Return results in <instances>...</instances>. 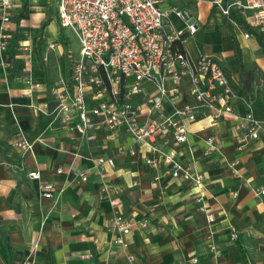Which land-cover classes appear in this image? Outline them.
Here are the masks:
<instances>
[{"label":"crops","instance_id":"0c3cea01","mask_svg":"<svg viewBox=\"0 0 264 264\" xmlns=\"http://www.w3.org/2000/svg\"><path fill=\"white\" fill-rule=\"evenodd\" d=\"M212 1L161 0L160 7L181 13L170 14L172 28L195 26L182 44L186 56L193 62L201 55L218 60L230 84L252 91V115L264 120L262 50L253 34L245 38L246 31L232 25L241 50L240 71L230 31ZM65 30L58 24L55 0H15L5 24L7 46L0 51V264H130L127 255L134 257L132 264H245L232 228L248 264H264V197L257 195L264 188V132L257 140L242 141L245 132L235 128L234 119L200 118L188 124L185 145L158 137L148 146L135 144L122 130L95 126L81 136L73 128L76 120L68 127L53 123V98L70 88L69 56L78 57ZM251 71L253 79H248ZM187 88L184 78L178 99L163 101L164 113L189 101ZM152 91L146 83L133 99L140 120L149 116L145 99ZM245 110L243 103L234 105L239 116ZM17 134L30 145L29 152L13 147ZM208 139L214 142L210 150ZM171 151L176 162L203 175L201 187L171 177L170 166L163 163V155ZM98 158H111L113 165L98 166ZM36 170L59 194L40 196L37 181L27 175ZM79 173H86L87 180L80 181ZM117 214L134 224L126 248L114 243L110 231Z\"/></svg>","mask_w":264,"mask_h":264},{"label":"built area","instance_id":"2783aa9c","mask_svg":"<svg viewBox=\"0 0 264 264\" xmlns=\"http://www.w3.org/2000/svg\"><path fill=\"white\" fill-rule=\"evenodd\" d=\"M200 2L203 0H190ZM15 0H0V51L5 50V24L10 20ZM57 20L60 28L70 30L77 39L78 57L69 56L71 85L55 93L54 106L50 110L53 123L68 127L76 120L74 130L88 136L95 126L110 130L125 131L135 144H149L158 137L168 138L177 146L187 143L188 124L200 118L212 122L234 119L237 130H243L245 138L257 140L264 132V120H257L251 112V101L237 95L231 86L221 63L201 55L191 61L185 53L178 52L177 43L183 44L187 35L195 31L193 24L185 29L171 27L169 16L176 10H163L161 0H55ZM213 6L234 26L233 18L242 22L264 41V0H213ZM249 33L244 37L248 38ZM53 48L54 45H51ZM188 82L189 101L175 105L169 113L163 111V101H175L180 94L183 79ZM153 91L147 95L148 118L140 120V107L133 99L143 92L144 84ZM168 86V87H167ZM243 103L245 113H234V105ZM209 150L213 140L208 139ZM13 147L23 153L30 145L17 134ZM151 151H157L150 146ZM175 152L163 155V163L170 166V175L175 179L191 182L194 188L201 187L203 175L184 167L174 160ZM113 165L111 158H98V166ZM146 163L156 167L153 160ZM62 170H58L60 173ZM32 181H37L42 198L52 199L59 194L53 183L42 180L39 171L28 172ZM86 173H79L80 181L87 180ZM264 197V188L257 189ZM200 210L205 211L201 198ZM112 205L117 203L112 201ZM208 221H214L208 215ZM133 223L119 214L109 223L114 232V243L127 247L126 236ZM145 226V222L142 223ZM231 238L236 240L238 232L231 229ZM132 264L134 257L127 255ZM196 263L197 260H191ZM25 264H32L31 261Z\"/></svg>","mask_w":264,"mask_h":264},{"label":"trees","instance_id":"16d2710c","mask_svg":"<svg viewBox=\"0 0 264 264\" xmlns=\"http://www.w3.org/2000/svg\"><path fill=\"white\" fill-rule=\"evenodd\" d=\"M228 0H224V2H226ZM234 19V21L242 28L244 29L247 33H250V34H254V32L252 30H250L243 22L240 18L234 16V14L231 15ZM224 24H225V27L230 31V37H231V42L233 44V51H234V57H235V60H236V63L238 65V68L240 71H242L243 69V65H242V61H241V50H240V47L235 39V35L234 33L232 32V24L229 22V20L227 19V17H224ZM59 38H60V41L63 43V44H66L65 43V40H64V37L62 35V32L60 31L59 33ZM256 40L262 50V53L264 55V41L262 40V38L258 35H256ZM177 50L178 52H181V53H185L184 50H183V46L182 44H178L177 43ZM253 74L254 72L251 71L247 74V77L248 79H253ZM232 87L233 89L235 90V92L237 93L238 96L240 97H243L245 100L247 101H252L254 96H253V93L252 91H250L248 89L247 86H243L240 88V86H236L234 84H232ZM237 246H238V249H239V252L241 254V257L243 259V262H245V264H248L247 260H246V255H245V251L242 249L241 245H240V240H239V236L237 237V239L235 240Z\"/></svg>","mask_w":264,"mask_h":264},{"label":"rangeland","instance_id":"374dc122","mask_svg":"<svg viewBox=\"0 0 264 264\" xmlns=\"http://www.w3.org/2000/svg\"><path fill=\"white\" fill-rule=\"evenodd\" d=\"M244 31H245V30H244ZM65 33H66V35H67L68 37H70V40H71V42L73 43V44H72V49L75 50V53L78 54V45L76 44L77 42L74 40L73 36H71L70 31L65 30ZM253 36L256 37V34H253ZM260 56H262V55H259L258 57H260ZM53 100H55V97L53 98Z\"/></svg>","mask_w":264,"mask_h":264}]
</instances>
